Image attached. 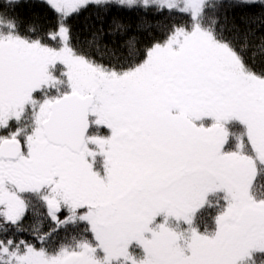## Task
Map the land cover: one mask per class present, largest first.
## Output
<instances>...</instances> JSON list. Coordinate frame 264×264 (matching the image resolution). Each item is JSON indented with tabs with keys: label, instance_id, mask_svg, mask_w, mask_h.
<instances>
[{
	"label": "snow or ice",
	"instance_id": "snow-or-ice-1",
	"mask_svg": "<svg viewBox=\"0 0 264 264\" xmlns=\"http://www.w3.org/2000/svg\"><path fill=\"white\" fill-rule=\"evenodd\" d=\"M0 264H264V0H0Z\"/></svg>",
	"mask_w": 264,
	"mask_h": 264
},
{
	"label": "trees",
	"instance_id": "trees-1",
	"mask_svg": "<svg viewBox=\"0 0 264 264\" xmlns=\"http://www.w3.org/2000/svg\"><path fill=\"white\" fill-rule=\"evenodd\" d=\"M26 16H31L35 13H43L44 15H50L45 10L35 9V11L21 10ZM254 11L259 12V9H255ZM97 10L95 7L89 8L87 11L82 12L79 16H74L71 19L73 28L78 32L81 38H86L90 35V29L88 26L98 27ZM115 18L120 23L127 26V30L123 34L117 33L114 36H107L106 42L111 44L113 41L115 42V46L119 47L124 44L126 40L131 37H136L141 41V45L148 38V34L145 32H140L137 30L138 25L143 22L152 24V35L157 36L159 38V33L156 30V25L159 23H169L167 17L165 16H156L152 14H148L146 17L142 12H134L129 10H123L120 8H113L111 14L107 17L104 22V28L107 30L112 23V19ZM174 19H179V17H174ZM64 237V236H63Z\"/></svg>",
	"mask_w": 264,
	"mask_h": 264
},
{
	"label": "flooded vegetation",
	"instance_id": "flooded-vegetation-1",
	"mask_svg": "<svg viewBox=\"0 0 264 264\" xmlns=\"http://www.w3.org/2000/svg\"><path fill=\"white\" fill-rule=\"evenodd\" d=\"M24 228L26 231L19 234L20 238L33 240L35 239V233L33 229L39 228L41 231H46L49 229V221L45 219L42 215H33L31 210L27 213L24 220ZM65 233H60V238L62 239Z\"/></svg>",
	"mask_w": 264,
	"mask_h": 264
}]
</instances>
